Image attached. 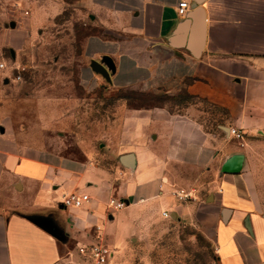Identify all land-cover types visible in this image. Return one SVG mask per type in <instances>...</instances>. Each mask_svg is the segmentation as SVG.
I'll use <instances>...</instances> for the list:
<instances>
[{
	"label": "crops",
	"instance_id": "obj_1",
	"mask_svg": "<svg viewBox=\"0 0 264 264\" xmlns=\"http://www.w3.org/2000/svg\"><path fill=\"white\" fill-rule=\"evenodd\" d=\"M180 1L80 0L122 37L86 41L83 88L171 104L118 107L100 141L78 143L80 159L0 126V264H91L78 247L98 235L112 251L108 264H132L134 244L160 221L209 228L217 264H264V0H205L197 9L187 0L185 17ZM17 32L0 12V50L16 47ZM103 56L115 67L110 83L90 67ZM234 155L241 170L224 173ZM176 189L194 200H177ZM71 193L90 201L65 208ZM110 198L128 205L109 210Z\"/></svg>",
	"mask_w": 264,
	"mask_h": 264
},
{
	"label": "rangeland",
	"instance_id": "obj_2",
	"mask_svg": "<svg viewBox=\"0 0 264 264\" xmlns=\"http://www.w3.org/2000/svg\"><path fill=\"white\" fill-rule=\"evenodd\" d=\"M0 12L18 30L16 47L0 50V126L23 142L45 143L80 159L78 143L100 141L118 107L171 104L133 90L83 88L86 41L122 37L103 28L80 0H0ZM153 231L134 244L132 264L218 263L212 231L199 223L160 221Z\"/></svg>",
	"mask_w": 264,
	"mask_h": 264
},
{
	"label": "built area",
	"instance_id": "obj_3",
	"mask_svg": "<svg viewBox=\"0 0 264 264\" xmlns=\"http://www.w3.org/2000/svg\"><path fill=\"white\" fill-rule=\"evenodd\" d=\"M189 9V2L187 0H181L177 5V13L179 17H185ZM0 68H3V65L0 64ZM230 134L233 138L242 140L243 133L236 129H230ZM173 196L182 202H188L194 200V197L190 192L176 189L172 192ZM90 198L85 194H74L65 195L62 200V205L65 208H74L78 209L88 203ZM138 203H143V200H139ZM128 203L123 200L110 198L107 202V209L112 211H119L127 207ZM162 216L164 218H169L167 212H163ZM78 252L80 255L89 257L91 264H108V261L112 255L111 249L104 244L103 239L100 235L96 237V241L90 245H84L78 247Z\"/></svg>",
	"mask_w": 264,
	"mask_h": 264
},
{
	"label": "water",
	"instance_id": "obj_4",
	"mask_svg": "<svg viewBox=\"0 0 264 264\" xmlns=\"http://www.w3.org/2000/svg\"><path fill=\"white\" fill-rule=\"evenodd\" d=\"M204 1L205 0H192L193 7L197 9V7L201 5ZM184 25L185 24H183V27ZM10 26L14 27V24H11ZM199 26L200 28H202L203 24L200 22ZM181 28H182V25L180 26L179 29ZM90 67L94 73L101 75L108 83L111 82L110 75L115 72V67H114L112 59L109 56H103L99 61L92 60L90 62ZM121 161L125 166L129 168L133 167L132 155L123 156ZM242 163H243V156L234 155L224 163L223 172L236 174L241 170Z\"/></svg>",
	"mask_w": 264,
	"mask_h": 264
}]
</instances>
